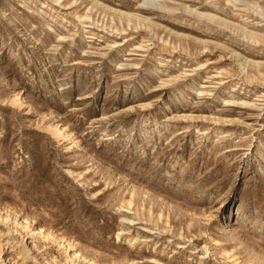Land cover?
<instances>
[{"label":"rangeland","instance_id":"rangeland-1","mask_svg":"<svg viewBox=\"0 0 264 264\" xmlns=\"http://www.w3.org/2000/svg\"><path fill=\"white\" fill-rule=\"evenodd\" d=\"M0 264H264V0H0Z\"/></svg>","mask_w":264,"mask_h":264}]
</instances>
